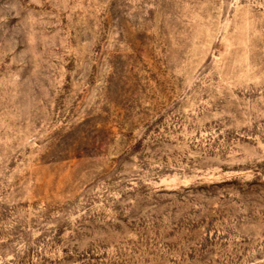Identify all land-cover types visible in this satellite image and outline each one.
I'll return each mask as SVG.
<instances>
[{
    "label": "rangeland",
    "instance_id": "rangeland-1",
    "mask_svg": "<svg viewBox=\"0 0 264 264\" xmlns=\"http://www.w3.org/2000/svg\"><path fill=\"white\" fill-rule=\"evenodd\" d=\"M0 264H264V0H0Z\"/></svg>",
    "mask_w": 264,
    "mask_h": 264
}]
</instances>
